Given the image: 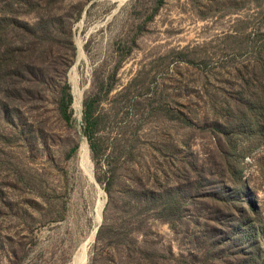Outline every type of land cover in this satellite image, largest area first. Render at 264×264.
<instances>
[{"label": "rangeland", "instance_id": "1", "mask_svg": "<svg viewBox=\"0 0 264 264\" xmlns=\"http://www.w3.org/2000/svg\"><path fill=\"white\" fill-rule=\"evenodd\" d=\"M3 52L0 264H264V0H0Z\"/></svg>", "mask_w": 264, "mask_h": 264}, {"label": "trees", "instance_id": "2", "mask_svg": "<svg viewBox=\"0 0 264 264\" xmlns=\"http://www.w3.org/2000/svg\"><path fill=\"white\" fill-rule=\"evenodd\" d=\"M3 56L0 57V63H7L11 57H13L12 52H3L2 53ZM24 71V70H23ZM26 72H22L21 70L16 72V69L14 70H8L5 74V76L7 77L5 82L8 88L11 87V90H9L10 93H12V96L14 97V95H16L17 97H21L23 92H27L25 89L29 88L28 86H25L23 83L25 82V84L27 83L26 81L28 80L25 76ZM3 77V74H0V78ZM16 77V78H15ZM29 93V92H27ZM64 100V98H63ZM71 101V95L69 94V101L68 102H64L62 104L61 102V108H60V112L62 113V116L68 121L70 119V113L69 110L67 108V106H69V103ZM92 109H90V107L88 106V104H86V111H85V122H86V131L88 133V135L90 137H93L94 134V130H95V126H96V121L94 119L93 114H91Z\"/></svg>", "mask_w": 264, "mask_h": 264}, {"label": "bare ground", "instance_id": "3", "mask_svg": "<svg viewBox=\"0 0 264 264\" xmlns=\"http://www.w3.org/2000/svg\"><path fill=\"white\" fill-rule=\"evenodd\" d=\"M87 162V161H86ZM87 244V243H86ZM84 250V249H83ZM82 255V254H81ZM86 258V257H85Z\"/></svg>", "mask_w": 264, "mask_h": 264}]
</instances>
